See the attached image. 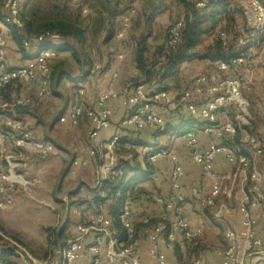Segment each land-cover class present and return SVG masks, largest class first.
Segmentation results:
<instances>
[{
  "label": "built area",
  "instance_id": "obj_1",
  "mask_svg": "<svg viewBox=\"0 0 264 264\" xmlns=\"http://www.w3.org/2000/svg\"><path fill=\"white\" fill-rule=\"evenodd\" d=\"M74 1L78 3L80 0ZM242 6L248 18V28L264 29V4L261 0H245ZM84 12L87 10L85 9ZM20 13L19 0H9L6 14L0 19V93L10 85L34 83L36 96L45 97L51 87V62L59 54L55 47L48 46V42L59 39V36L45 33L35 40L26 39L25 46L35 45L36 53L26 64L10 67L6 60L8 39L3 30L8 25L22 27ZM124 24L129 25L128 17L124 18ZM182 26V21H178L169 27L168 45L172 49H175L180 42ZM125 33L124 29L116 35L122 38ZM219 39L227 45L229 36L223 31L220 32ZM244 39H240L241 45L246 44ZM248 62L253 63L247 55H240L230 61H220L215 72L198 75L189 90L182 91L180 95V100L186 106L188 113L206 122L203 127L204 132L215 134L219 141L201 148L196 132H186L183 137L191 149L194 163L205 173L214 176L216 158L219 154L225 153L230 169L236 168L245 182L251 181L238 208L240 227L225 231V245L216 249V254L220 257L216 264H252V258L264 247V241L257 232L258 220L252 212L254 208H261L264 215V182L262 181L264 172L260 171L253 161L263 155L264 148L259 136L253 131L248 102L243 94V89L251 90V86L246 85L241 78L226 74L231 67ZM103 68V64L97 63L93 65L91 71L94 73ZM138 73L139 70L136 69V74ZM113 77H117L116 72ZM77 95H85V89L79 87ZM118 97L120 93L114 89L113 84H110L108 88L97 90L96 99L91 107L85 108L81 104H75L67 115H58L59 121L64 123L77 124L83 115L90 121L87 154L90 159L95 160L99 157L101 160L97 185H102L104 180L112 179L119 174V156L116 154V147L121 135L115 134L106 142L99 140L101 131L111 125L112 110L108 107V102ZM198 97L202 98L200 104ZM174 100L175 95L171 90L151 92L145 84L135 85L133 91L124 97L123 102L127 109L124 122L140 131L150 126L163 128L166 120L159 113V108L162 105L172 104ZM32 101V96L17 94H14L10 100L0 99V208L10 207L13 204L9 193L18 186L22 190L30 189L32 181L35 180L29 177L31 158L34 155L48 157L57 150L53 142L37 139L24 120L15 114H10L15 113L19 107L30 105ZM231 111L234 112V117L231 116ZM221 113L225 114L226 118L219 123ZM237 135L240 137V145L229 147L227 142L234 140ZM127 138L131 139L130 136ZM159 158H169L174 163L171 190L167 196L152 197L154 203L165 209L159 220L150 224L154 215H147L142 219L144 224H150L144 228L149 243L146 252L152 261L150 264H181L177 259L169 257L167 252L174 251L176 247L184 251L202 237L203 228L193 227L187 216L186 210L190 201L181 191V181L185 172L177 154L169 149H161L149 156L151 162ZM88 163V159L74 158L71 161L74 167ZM222 191L223 186L218 180L213 182L210 192L206 195H202L197 187L191 189L192 195L200 199L204 208L215 206ZM132 207L133 201L126 200L118 215L126 231V241L120 239L119 231L113 227V219L106 214V208L101 206L86 224L77 226V233L72 239L58 245L56 257L45 264H74L87 251L92 255L91 264H149L142 258L143 248L132 219ZM0 235L4 236L1 231ZM0 264H12V260L8 259ZM191 264H202V260L199 257L195 258Z\"/></svg>",
  "mask_w": 264,
  "mask_h": 264
},
{
  "label": "rangeland",
  "instance_id": "obj_2",
  "mask_svg": "<svg viewBox=\"0 0 264 264\" xmlns=\"http://www.w3.org/2000/svg\"><path fill=\"white\" fill-rule=\"evenodd\" d=\"M229 1L232 4L231 6L235 8L234 17L236 21L233 25L227 26L225 23H222L214 34L204 36L200 46L197 48L196 58L192 59L190 64L185 63L182 65L176 77L166 78L165 80L161 77L160 80L158 76H155L153 79L154 83H151V85L155 87V91H159L161 88L171 90L175 95L173 103L179 104L177 101L181 98L180 95L182 90H189V86H191L190 84L195 77L203 73L215 72V65L211 64L212 61L211 63L208 61V51L218 42L220 32H229L232 36L231 41L234 52L247 55L249 60L253 61V63L248 62L243 64L241 70H239V74L243 82L251 86V90L246 88L243 89V94L248 102V110L251 115L250 121L253 131L259 136L264 148V100H260V98L264 97V29L253 30L248 28V18L242 6L245 0ZM8 2L9 0H0V19L6 14ZM19 2L22 10V19L23 14L33 19L34 13L36 20L42 19L41 21L62 18L79 24L90 34L89 40L91 38V42L89 45L87 44L86 48L84 46V51L81 50L83 47H81L79 42L71 40L73 46L75 45L78 47H75L76 55H73L70 50H64L61 51L63 53L60 59H54L51 62V86H53L54 79L62 74L65 75V85H67L68 82H73L71 75H76V70L78 69L77 59H82V53H84L82 55L83 57H85L84 55H90V60L92 62L94 58H96L97 60L94 64L101 63L105 65V60L111 59V55H119V53L123 51L124 43H126L127 46L132 45L133 52L143 36H147L148 38V62L154 65L163 57L159 53V50L162 51L166 48L170 25L181 21L183 18V6L180 5L177 0H167V12L163 16H157L154 24L150 26V28L147 25V19L151 10L149 7L150 4L146 3V0H123L121 9L124 10V14L118 16L117 20H110L103 14L104 8L99 0H80L78 3L74 0H34L27 10H25V6L28 0H19ZM85 9L88 10L87 13L84 12ZM125 17L129 18L128 26L124 24ZM124 29L126 31L125 36L122 38L117 37L116 33ZM93 33L95 37H93ZM97 33L98 37H96ZM102 37L105 38V54L99 51V47H96L95 51L92 47V45L94 46L100 43L99 41ZM235 37L245 38L246 44L240 45ZM55 41L54 44L57 50L60 49L61 45H64L61 39ZM35 53L36 50H34L33 54ZM85 58L87 59L89 56ZM104 58L106 59L104 60ZM216 62L217 61H215V63ZM63 69L67 71L59 74ZM153 69L157 71L156 67ZM228 76L233 77V74H228ZM234 76L236 75L234 74ZM62 79L63 78H60L59 81ZM141 79H143V77H141ZM141 79L135 76L134 85H138V81ZM63 94L64 96L60 98L61 102L65 103L67 94ZM56 96L55 94L54 97ZM33 102L35 103L34 100ZM34 103L19 108L15 113L10 114H15L18 118L23 120L24 114H30V116L34 114L32 112ZM168 106L169 105H162L160 107L168 108ZM57 116L58 113L54 118H57ZM29 127L33 133L34 127L30 124ZM40 135L42 136L40 138L41 140H46L45 137L48 135L46 129L42 130ZM70 136L72 135L68 134L66 139ZM53 143L57 148L55 153L48 157H38L34 155L31 158V163L34 161L40 164L54 162L57 164L58 171L56 178L49 179L47 176L39 179L34 178L35 180L32 181L30 189L27 190H22V188L18 186L16 190L9 193L13 199V204L10 207L0 208V231L4 235H0V247L11 246L17 251V254L14 256H8V259L12 260V264L25 262L26 264H45V262H49L56 257L55 252L58 245H62L72 239L74 237L75 228L79 224H86L97 211L92 200L96 194L100 193L99 187L102 185H93L91 178L96 175L95 171L101 163L100 158H95V160L92 159V164L86 167H74L70 162L73 158L72 154H74L75 151L72 148L79 142L75 144V142L71 141V143H69V150H64L63 147L66 146L64 143L61 146L58 142L56 143L53 141ZM75 156H77L76 153L74 157ZM260 157L264 159V153ZM69 166L70 171L74 170V174L79 176L83 175L82 177L89 182H82L81 179L78 178L79 176H75L70 181L62 180L61 178L65 177V175L62 177L63 172L66 168L69 170ZM84 171H86L85 174H83ZM68 176V179H70L72 175ZM245 184L250 186L251 181L245 182ZM38 189L43 190V194L40 196H36ZM65 195H67V198L63 199ZM234 206L235 203H233V207ZM204 214L206 218H204V223H202L203 226H205V231L206 226H212V224H220L218 230L220 229L221 231V226L224 227L225 224V217H220L217 219L218 221H215L211 219L208 210L204 211ZM224 229L225 227L222 228L219 237ZM205 231L203 229V234ZM208 231L211 233L210 230ZM224 245L217 243L211 246H221L222 248ZM255 264H264V259L262 262L259 261Z\"/></svg>",
  "mask_w": 264,
  "mask_h": 264
},
{
  "label": "crops",
  "instance_id": "obj_3",
  "mask_svg": "<svg viewBox=\"0 0 264 264\" xmlns=\"http://www.w3.org/2000/svg\"><path fill=\"white\" fill-rule=\"evenodd\" d=\"M123 2V0H122ZM145 2V1H144ZM146 3H149L146 0ZM167 0L165 2V5ZM157 4V1H155ZM154 4V5H155ZM148 6V5H146ZM150 7V6H149ZM153 8L150 7L151 13L153 12ZM88 12V10H87ZM85 12V13H87ZM167 12L166 8L163 13L159 14L164 15ZM150 13V14H151ZM124 14V12L122 13ZM120 14V15H122ZM119 15V16H120ZM118 17L115 19L117 20ZM156 20V19H155ZM84 30V40L83 42L79 43L81 47H87V44L91 42V38L89 40L90 34ZM4 34L7 36L8 39V46L6 49V60L10 67H18L21 65L26 64L28 59L33 55L34 50H36V46L34 45L26 52H21L16 45V42L12 38V33L10 29L7 27L3 30ZM95 37L94 33L92 34ZM98 37V33L97 36ZM114 37V36H113ZM116 38V37H115ZM96 39V38H95ZM59 40V39H58ZM62 40V39H61ZM105 38L99 41L96 45H92L94 51L96 47H99V51L101 53L105 52ZM57 42V41H55ZM54 42V43H55ZM65 44V41H62V44ZM73 46V42L70 41L69 43ZM62 46V45H61ZM74 47H76L74 45ZM78 48V47H76ZM123 51L119 53L123 57H120L118 54L113 56L111 55V59L104 60L106 64L101 71L92 72L91 69L94 65V62L97 60L94 58L92 62L90 60V55H84L85 57L89 56V58H85L81 54L82 59H77L78 61V69L76 70V75H71L73 78V82L64 84L65 75L62 74L61 76L56 77L54 79L53 86L50 87L49 94L46 97H38L36 96V85L34 83L29 84H15L11 87V95H23V96H32L34 103V109H32L33 115L24 114L23 120L26 123L34 127L33 134L37 139H40L42 136L40 135L41 131L46 129L48 135L46 140L51 142H58L60 146L66 145L64 150H69V143L75 142L77 143L73 146L74 154H72V159L79 158L81 160L88 159L89 163L87 165L81 166H88L92 164L87 154V148L89 146V132L91 129V124L88 118L83 115L79 118L77 124H72L71 122L61 123L57 118H54L56 114H65L67 115L72 107L75 104H81L85 108L91 107L94 104L96 99L97 90L99 88H108L110 84H113V87L116 91L120 93V97L111 100L108 102V107L112 110L111 116V125L103 129L100 133L99 140L102 142L109 141L115 134H119L122 136H130L133 140L138 141V145L135 147V151L138 154L137 161L141 163L142 167L145 168V162L148 161L151 163L153 167V173L150 175V180L144 182L141 186L144 188L143 193L141 194L140 198L133 203L132 208V219L135 224H139L142 222V219L147 215H154V217L159 218L162 214H164L165 209L163 206L156 204L153 202L152 197L154 195H163L167 196L169 191L171 190V182H172V170L174 167V163L169 158H159L155 162H151L149 160V155L152 151H154L157 147H168L169 150L175 152L179 158L180 163L184 167V176L182 178L181 184L182 188L181 191L184 193L190 201L189 206L187 207V216L191 222L193 227H202L205 231V226H203L204 218L206 215L204 211L208 210L210 212L211 219L218 221L217 219L220 217H225V224H224V231L219 237L220 229L218 230V224L212 226H206V231L204 232L203 236L199 238L200 242H198V257L201 258L202 264H216L220 257L216 254V249L220 248L221 246H211L217 243L225 244L224 233L228 229H239L240 227V215L238 212V208L240 203L244 197L246 190L248 189V184H245L244 178L240 172L236 170H231L228 162L226 160L225 153H221L218 155L215 161V168H214V176L208 173H205L201 167L196 165L192 160L191 149L189 148L187 141L184 139L183 135H178V132L187 131V130H194L198 136L199 145L201 148H205L208 146L209 143L212 142H219L215 134H207L203 130V126L201 123L204 121L199 117H195V119H189V113L186 109L184 103H181L179 99L177 103H172L168 106V108L160 107L159 113L165 118L166 123L169 126V131L165 134H161L163 129H160L157 126H150L144 130H136L133 126L125 124L124 120L127 115V109L124 105V97L127 93H131L134 88L135 84V76L136 74V63H135V52L136 49L132 52V45L127 46L124 43ZM59 51V50H58ZM89 51V49H88ZM61 50L59 51L58 57L56 59L61 58ZM133 53V54H132ZM105 54V53H104ZM92 55V54H91ZM63 59V58H62ZM192 60H188L184 62L182 65L190 64ZM210 63L211 61L208 60ZM59 62V61H58ZM211 64L215 65V71L217 70V62H212ZM181 65V67H182ZM180 67V68H181ZM213 68V67H211ZM213 70V69H212ZM67 71L63 69L59 72L63 73ZM117 73V77H113L114 73ZM230 74L231 73H226ZM60 78H63L59 81ZM192 81V80H191ZM188 82V81H187ZM193 83V82H192ZM192 83L190 85H192ZM79 87H83L85 89V95L78 96L77 89ZM191 86H189L190 88ZM147 88L152 92L155 91V87L151 85ZM72 90V92H71ZM184 91V90H182ZM67 94V99L65 103L61 102V98L64 94ZM56 94L57 96L54 97ZM5 97V93H0V99ZM199 104L202 102V98H197ZM261 101L264 100L260 98ZM72 105V107H71ZM59 111V112H58ZM232 117H234V112L231 113ZM194 117V116H192ZM225 114L219 115V123H222L225 120ZM196 119H198V123H196ZM70 134L72 136H66ZM75 153L77 156L74 157ZM127 157V156H126ZM254 163L257 165L260 171L264 172V159L263 157L253 159ZM71 162V161H70ZM132 164L134 161L131 162ZM70 167V166H69ZM99 167V165H98ZM84 171L83 174H85ZM96 175L91 178V182L93 185L97 182L98 177V168L96 169ZM58 174L57 171V164L54 162L40 164L37 161L31 163L30 166V178H45L46 176L49 179L56 178ZM133 173H130L132 175ZM65 175V177H63ZM68 175H72L70 179H68ZM77 177L79 175L74 174V170L68 171L66 168L63 172L61 178L64 181H70L72 178ZM83 176V175H82ZM79 176L78 178L81 179L82 182H89L84 177ZM220 181L223 186V191L219 198L217 199L216 205L210 208L202 207L200 203V199L194 197L192 195L191 189L193 187H197L200 189L202 195H206L210 192L212 184L214 181ZM264 182V178L262 180ZM43 190H39L36 193V196H40L43 194ZM68 194V193H67ZM237 194V195H235ZM67 195H65L66 199ZM61 199V198H60ZM233 203L235 206L233 207ZM224 207V208H223ZM253 215L258 220V227L257 232L258 235L264 241V215L262 213L261 208H254L252 210ZM93 216V215H92ZM203 222V223H202ZM220 227V226H219ZM209 228V229H208ZM211 233H209V231ZM77 233V227L74 231V236ZM139 238L141 240V245L143 248V260L148 262L149 264L152 263L150 257L148 256L146 250L149 246L148 241L145 237L144 228L139 232ZM196 245V242L189 245L187 249L191 248L192 246ZM204 248V249H203ZM185 249L183 252L186 255ZM179 251H168L167 254L171 258H177ZM183 255L184 259L181 261L183 264H191L192 261L196 258H192L189 262L186 261L187 257ZM264 259V247L259 250L257 255L252 258V264L258 263L259 261L262 262ZM92 255L87 251L85 254L78 259L74 264H91Z\"/></svg>",
  "mask_w": 264,
  "mask_h": 264
},
{
  "label": "trees",
  "instance_id": "obj_4",
  "mask_svg": "<svg viewBox=\"0 0 264 264\" xmlns=\"http://www.w3.org/2000/svg\"><path fill=\"white\" fill-rule=\"evenodd\" d=\"M104 8L103 14H105L108 19L115 20L120 14L124 12L121 9L123 4L122 0H99ZM150 4V7L153 8V12L149 15L147 19V25L152 26L155 22L156 17L163 13L166 8V0H147ZM157 1V4H155ZM180 5L183 6V18L181 19L183 26L181 29V37L178 46L175 49H172L168 45V39L166 43L165 50H159V53L163 56L154 65L151 62H148L147 52V36H143L142 40L139 42L135 52V63L136 68L139 70V73L136 77H143V79L138 81V84L142 83L147 86H150L151 83H154L153 79L155 76H158L161 80L166 78H174L180 72L181 65L188 61L196 58L197 48L200 46L201 40L206 35H212L218 29V27L225 23L227 26H232L236 21L234 17L235 8L232 7L229 0H177ZM34 2V0H28V3L25 6V10ZM264 4V0H261ZM155 4V5H154ZM2 17L1 19H3ZM24 19V21H23ZM22 19V10L20 13V20L22 22V27H17L15 25H8L12 33L13 40L19 46L21 52H26L33 46H25L26 39L35 40L42 34L50 33L57 34L59 39L65 41V44L58 49L59 51L70 50L73 55H76V48L71 46L69 43L71 40H76L81 43L84 40V30L83 28L75 23L62 18H56L55 20L50 21H41L42 19L36 20L35 13L33 19L29 16L23 14ZM226 32V31H225ZM229 36L228 44L224 45L220 39L211 47L208 51V58L210 61L217 64L220 61H230L231 59L244 55L242 53L234 52L232 48V39L229 32H226ZM169 36V33H168ZM234 38V36H233ZM237 38V37H235ZM240 38H237L238 43L240 44ZM57 40V39H56ZM55 40H49L48 46L55 47ZM241 45V44H240ZM242 47V46H241ZM216 65V64H215ZM241 66L231 67L230 73L233 74V77L241 78L239 70ZM157 69L154 71L153 68ZM157 72V73H156ZM234 74L236 76H234ZM153 81V82H152ZM137 85V84H136ZM152 86V85H151ZM11 87L13 85L7 86L2 90L5 93L3 100H10L13 95H11ZM154 87V86H152ZM160 90H167L166 88H161ZM22 108V107H19ZM17 108V109H19ZM233 113V111H231ZM189 119H195V116L189 114ZM197 118V117H196ZM196 119V123H198ZM206 124L205 121L201 123L204 127ZM160 128V127H159ZM169 126L165 123L161 134H165L169 131ZM188 131H180L177 134L182 135ZM240 137L237 135L234 140L227 142L229 147L239 146ZM138 141L128 139L127 136H122L116 147V154L119 156V174L116 177L108 180H104L102 186L99 187L100 193L96 194L93 197L92 202L95 204L97 211L101 206L106 208V214L113 219V227L119 231L120 239L126 241L127 235L125 229L122 227L118 215L122 210L124 202L128 199L132 200L133 203L137 201L141 194L144 191V188L141 186L144 182L150 180V175L153 173V167L150 162H145V168L142 167L141 163L137 161L138 154L135 151V147L138 145ZM161 149H168V147H157L153 152H157ZM150 153V155H151ZM149 155V156H150ZM127 156V157H126ZM134 161L132 164L131 162ZM130 173H133L130 175ZM99 192V191H98ZM133 208V207H132ZM210 208V207H206ZM96 211V212H97ZM159 219L154 217L150 220V224H154ZM148 223V224H149ZM148 224L143 222L135 224L137 230V236L141 229L145 228ZM149 224V225H150ZM196 245L185 251L179 250L178 247L175 248V252L179 251L177 259L181 264V261L184 259L183 255L187 257L186 261H190L192 258H198V242ZM195 249V252H194ZM12 255L10 252L0 253V263L8 260V256Z\"/></svg>",
  "mask_w": 264,
  "mask_h": 264
},
{
  "label": "water",
  "instance_id": "obj_5",
  "mask_svg": "<svg viewBox=\"0 0 264 264\" xmlns=\"http://www.w3.org/2000/svg\"><path fill=\"white\" fill-rule=\"evenodd\" d=\"M69 169H70V167H69ZM4 252H10L12 254H17V251L11 246L0 247V253H4Z\"/></svg>",
  "mask_w": 264,
  "mask_h": 264
}]
</instances>
